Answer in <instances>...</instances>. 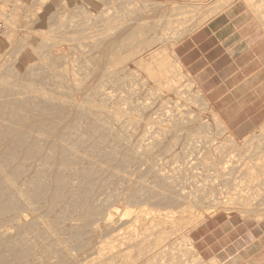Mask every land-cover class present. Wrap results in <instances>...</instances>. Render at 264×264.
<instances>
[{"label":"bare ground","instance_id":"obj_1","mask_svg":"<svg viewBox=\"0 0 264 264\" xmlns=\"http://www.w3.org/2000/svg\"><path fill=\"white\" fill-rule=\"evenodd\" d=\"M231 1L232 0H218L214 2V5L208 10L207 14L209 12L219 11L221 7ZM246 1L255 11L264 15V7L263 5H260L263 4L261 3L262 0ZM74 2V0H69L68 3L61 2L58 3V7L70 9L74 6V15H77L76 11L80 6L75 5ZM90 3H92V0H90ZM146 6L148 8V5H145V7ZM187 7L188 6L186 5V9ZM189 7L192 9L191 6ZM145 9L144 11H146ZM199 9L200 8L197 10L199 11ZM193 12H195V10ZM191 13L192 12H190V14ZM182 14L184 17V12ZM210 14L211 16L213 15V13ZM187 15L185 14L186 17ZM0 18H2L6 24L5 32L0 37L1 49L13 42L16 25L14 20L5 15L1 9ZM175 18L176 17H174V22L168 18L166 24L161 28L159 33H153L151 31L153 26L148 25L149 21L147 20L138 23L139 27H136L135 30L137 33L145 35L144 38L141 36V39L143 38L142 44H146L147 47H150L151 45H154V43L164 44L170 39L171 41L178 39L181 34L186 32V29L183 28L188 26L187 24L189 21L188 19H186V21H180L177 19L178 17ZM127 20L126 24H130L131 19L129 22ZM177 20L178 22L175 24ZM117 22L120 23V21ZM117 22L114 20L113 23L115 24L112 25L107 21L103 27L93 30V34L88 36L92 44L98 42L96 44L97 46L95 45L96 48L99 46V43L107 41L106 46L105 43H103V48L105 49L103 54L100 53L101 50L99 51V54L102 56L105 55L106 50L110 49L108 48V40L120 36L118 31L123 28L124 24L122 26L121 23L117 24ZM131 22H133V20ZM81 25L82 23H76L75 26L79 27L78 31L81 30ZM30 31L36 35L41 34V31L36 28H31ZM101 33H103V35H100ZM98 34V37H94ZM63 39L64 37L62 40ZM95 40L97 41L95 42ZM113 45L112 47L115 46ZM21 47L22 46H20V48ZM123 47L124 49L126 48L125 46ZM23 48L25 49V47ZM147 49L148 48H146V50ZM164 50H167V47H165ZM164 50H162V53ZM89 51L91 52L90 55L97 56L95 52H92L94 51L93 49H90ZM132 51L133 49L130 53ZM134 52L135 51H133V54ZM168 53L169 52H164V58L156 62V65H165L166 61L169 62V60H167ZM85 54L81 53V55ZM133 54L129 59H132ZM150 54L151 58H154L155 54ZM137 55H139L138 52ZM89 58L92 60L91 57ZM152 62L145 59H139L135 61L137 65L134 61L133 65L140 67L141 70L147 72L148 75L154 79L158 74L156 75L154 71H152ZM175 62H177L176 59ZM28 64L27 69H29L30 66H33L31 68H35L34 65L29 66ZM30 64H32V62ZM123 64L124 62H122V65ZM170 65L173 67L175 66L172 63H170ZM92 68H95V66ZM160 68L164 69L162 66ZM5 69L7 70V68ZM36 69L39 71L42 68H37L36 66ZM121 69L120 72L124 73L123 75L125 77L121 76V78H124L123 80L119 78L121 81L116 76L111 75L109 69L104 71L101 70V73L103 72L101 74V76L103 75V77H101L102 83L104 82V79H107V82L114 81L115 83L117 81V84H120V88H126L123 89L120 92L121 95H118L117 97L115 94H112L113 91L111 90H109L110 92H106L104 88L103 90L100 89L103 87V84L98 88L100 90L94 89L93 87L99 85H96V82V86H92L94 89L92 92L95 93V96L101 93L103 95V97H101V100L103 98V102L98 105L90 102L91 99H89L90 101L88 100V102L84 100L91 95L89 93L91 90L88 91L90 95L85 93L87 94L85 95L86 97L81 98L83 100L78 101L71 96L72 93L70 94V97L66 99L62 98L63 96L61 97V95L54 97V94L56 93L55 91H53L55 93L52 96L50 93L53 92L49 93L45 91V88H43L44 86H41V89L38 90V88H40L39 83H41L38 79L36 81H38L39 85L36 82L35 83L39 87L34 84L36 88L38 87L37 89H34L35 86L32 84L33 82H29L30 86H34L32 92H37L35 97L32 95V101L35 102V107L38 106L36 113L39 116L36 122L31 124L27 123V121L24 123L22 117H20L21 115L13 117L16 114L14 109L21 108L24 104L23 102L30 99L25 98V100L22 101L20 98L16 97L9 100L8 97V101L3 102L2 99L4 100L5 94L4 97L0 98L3 102L0 103V113L9 112L10 114H13L8 119V122L0 124V154L4 153V155H2L7 158V161L5 162L10 167L8 169V167L5 166L6 163L3 164L2 161L5 168H3V165L1 164L0 264H183L182 248L177 246V239L174 237L177 231L180 233L179 220L182 217L181 215H184V211L180 209L181 207L186 206L187 209H192L199 205L203 206L204 204V206L209 209H214V207H217L220 204L221 206L222 204H225L229 207L235 206L243 209V211H245L244 209L248 211V197L239 196L235 198L233 197L234 199L231 197L232 199L223 202H219L216 200L217 198H213L206 204L204 198L199 196L193 197L195 194L190 197L191 194L189 192V194L186 191V193L183 192L182 190L184 189L182 188L184 187L183 185L185 182L183 185L179 184L182 186L181 188L180 186L178 187L175 180H177V182L180 180L179 182L181 184L183 180L197 181L196 179H198L199 173L194 172L193 169L196 171L197 166L202 164L201 161L205 162L207 159H210V164L205 167L210 171L213 170V173H218V169H221L222 172L220 173L224 174L223 171H225V173L227 172L225 177H227L228 172L233 169V163H236V166H238L237 172H243L244 176L247 174V170L244 172L245 166L246 169L250 168L253 170L255 176H262L261 169L264 167V163L263 165L262 163H258L259 160L257 159H259L264 152L263 144L256 142L257 144L255 143L242 150L237 147L233 139L230 138L228 139V144L225 146L232 148L231 151L226 153L224 151L225 146L221 148L216 146L213 152L214 154H218V156L213 155L212 151L209 148H206L208 147L206 146L207 143H205L206 147L204 144L202 145L199 137L196 136V132H188V135L186 136V140L188 139V141L185 142L184 140L182 143V162L180 165L177 164L176 167L173 165L172 168H175L174 170H170L169 168V171H165L163 168L165 163L163 164L162 162L163 158L169 153V151L174 149L173 147H175L178 140H180L181 133H183L184 130L183 125L196 122L197 116H191L188 114V111H186V116H189L188 118H185V114L180 110V107L177 108L174 113H169L166 109H157L159 106L155 108L154 102H148V99L146 100L147 102L142 100L145 101V103H141L140 101L141 104H138L141 107L137 110L135 109V105L137 104L135 103L134 106L131 104L133 107L132 109L130 107L131 100L129 99H132L135 95L133 94V92H135L134 89L138 88L135 86L133 89V84L136 81H141L144 85L145 80H142L140 75L135 71L126 72L125 67ZM33 71L35 72L37 70ZM45 71L43 73H45ZM73 71L74 77L71 81H78V70L75 71L73 69ZM91 72H87L86 78L93 74ZM4 73L7 72L5 71L3 74ZM17 76L18 74H16V77ZM38 76L37 78H39ZM5 77L0 75V85L4 82ZM26 77L28 76H25L24 80ZM51 77L52 76H50V79ZM66 77L67 75L65 78ZM114 77L117 78L119 82L117 79L115 81ZM101 78L99 77L98 82ZM11 79L14 78H10V81ZM159 79L161 78L159 77ZM164 79L166 80V78ZM168 81L169 83H166ZM5 82L7 83L8 81ZM107 82H104V85H106ZM166 82L164 84L167 88V84L172 86L170 80H167ZM21 83L22 82H20V87L22 85ZM108 84L109 83H107V85ZM114 85H116V83L112 86ZM64 86H66V84ZM20 87L16 91L17 94L20 92ZM24 87L27 88L26 86ZM4 88L5 87H3V89ZM14 88L12 90H14ZM22 89H20V94L22 93ZM47 89H49V87ZM114 89L112 87V90ZM49 90H52V88ZM67 91L68 89L65 90V92ZM70 91L71 88L69 89V92ZM99 91H101V93ZM75 92L79 93L77 88ZM5 93L8 95V91ZM23 93L28 94L27 91ZM95 96L91 95L89 98L93 99ZM150 96L152 98L151 94ZM7 99L5 98V100ZM134 100H136V98ZM112 101L115 104V106L112 105L114 107L113 109H111L110 106H107V103ZM165 102L166 101H162V104H165ZM139 105H137V107ZM161 106L162 105H160V107ZM174 106L175 105H172L171 108L169 105L171 110ZM165 107L167 108V105ZM59 113V116H55V114ZM109 113L116 114L114 116L115 120H123L124 118H127L126 121L128 122L127 126L126 121L119 126V133L115 134L118 135V138H116L115 144L112 143L116 145V148L117 146L119 147L122 145L121 151L117 156L114 155L115 152L113 153L111 150L112 148L103 150L99 148L101 145H105L108 142V137L112 135L111 131L113 130V127L111 124L113 122L110 123V118L107 116ZM2 116L5 117V115ZM83 119L89 120L88 123L85 125L81 124V120ZM167 119L174 120L169 123ZM59 121H61L60 123L63 122V124H59ZM142 123L145 126L143 131L141 130L142 133H139L141 137L137 140L135 146L131 147L130 141L132 138H124L125 131L129 128L135 129ZM198 127L199 126H196V128ZM168 129H173L178 132L171 136L169 140H166V135L170 133V130L168 131ZM76 130L88 134V137L91 136L93 138L96 136L97 139L95 138L96 140L91 143L89 148L82 149L81 146L85 145L84 142L77 138H71L72 131L75 132ZM122 130H124V134H121L122 132L120 131ZM195 131L199 133L202 139L203 137L205 140L209 138V142L211 141L212 137H208L207 132H205L207 135L205 134L201 136V130L195 129ZM129 134L127 135L129 136ZM202 134H204V132ZM146 136H149L152 140L150 141L147 139L149 140L147 141L148 146L147 148H143L141 143ZM262 138H264L263 134ZM58 139L60 140L57 141ZM149 146L150 148L153 147V150L157 146L156 149L158 148V151L152 153V149H150ZM231 152L233 156L229 154ZM234 153L236 154L234 155ZM175 155L178 154L175 153ZM235 156L238 157V159ZM261 159L263 160L264 157ZM173 160L174 163H176L174 158ZM253 160H256L257 162ZM165 162L167 164V161ZM35 165L39 166L35 168ZM109 166L113 169L110 170V168H108ZM125 169H130L128 172L129 176L124 175L122 177H117V172L119 170L121 172H126ZM115 170L118 171L116 172ZM213 173L211 172L213 175L211 178L215 175ZM233 174L235 175V173ZM216 175L218 176V174ZM235 176H237V174ZM207 178L209 179L208 176ZM207 178L205 177L203 180H208ZM222 178L224 177H221L220 179L222 180ZM263 182H261L262 185ZM185 184H188V182ZM212 190H209V192ZM255 194L258 196L259 193L256 192ZM207 195H209V193H207ZM180 221L182 222V220ZM123 229L126 231H121Z\"/></svg>","mask_w":264,"mask_h":264},{"label":"rangeland","instance_id":"obj_2","mask_svg":"<svg viewBox=\"0 0 264 264\" xmlns=\"http://www.w3.org/2000/svg\"><path fill=\"white\" fill-rule=\"evenodd\" d=\"M74 1H75L74 2L75 5L80 6L79 9L76 11L77 15H74V9H73L74 6L70 9L69 8H59L58 2L56 0H0L1 11L5 15L11 17L14 20L15 25H16V30L14 32L13 42L6 45V47L0 49V56H1L0 57V75L2 77L6 76L5 80L3 79L4 82L2 83V85H0V90H1L0 93L3 90V92L0 95V98L4 97V94H5V98L7 99L9 97L8 98L9 100H12L16 97L20 98L22 101H24L25 98L30 99L28 101H24L23 102L24 104L21 106V108H18V109L15 108L14 109L16 111L15 112L16 114L13 117H18L21 115L20 117H22L24 123L26 121H27V123H30V124L36 122V120L39 118V116L36 113L38 110V106L35 107L36 104H35V102L32 101L33 100L32 97L33 96L35 97V95H37V92H35L36 94L33 93L32 88H34L35 85L38 86L39 84H40V88H38L39 87L38 86L37 87L38 90L41 89V86L42 87L44 86L43 88H45V91H47L49 93L53 92V91L56 92V93L55 92L50 93L52 96L55 93L54 97L55 96L58 97L61 95V97L63 96L62 98L68 99L70 97V94L72 93L71 96H73L78 101L83 100L81 98H85L86 97L85 95H87L85 93H88V91L91 90V92H89V93L92 96H95V93L92 91H94V89H96V90L102 89L103 90V88L105 89L106 92L107 91L110 92L109 90L113 91L112 94H115L118 97V95H121L120 92L123 89H125L126 87L120 88V84L119 83L117 84L116 79L121 78V76L124 77V75H123L124 73H122L120 71L122 70L121 68L125 67L126 72L135 71L136 73H138L140 75L142 80H145V84H144L145 86L142 84L141 81H136L133 84V89L135 88V86H137L138 88L134 89L135 92H133V94H135V95L133 96V94H132V96H133L132 99L131 98L129 99V100H131V102L130 101L129 102H130V107L132 109H133V107L131 104H133V106L135 105V103L137 105H139L141 103H145V101L148 99L149 100L148 102H150V101L154 102L155 108H157L159 106V108H157V109H162V110L166 109V111H168L169 113H174L176 111V109L180 107V110L183 112V114L187 113L186 111H188L189 115H191V116L195 115V117L197 116L196 122H194V123L192 122L191 124L186 123L183 125L184 130H183V133H181L180 140H178L175 147H173L174 149L169 151V153H167L166 156L163 158L162 162H163V164L165 163V165H163V168L165 171H169V168H170V170L171 169L174 170L175 168H172L173 165L176 167L177 164L180 165V163L182 162V160H183V158H182V153H183L182 143L184 142V140H185V142L188 141V139L186 140V136L188 135V132H194V133L196 132V134H197L196 136L199 137V140L202 142V145L204 144V146H205V143H207L206 146H208V147H206V146L205 147L209 148L212 151L213 155H218L216 153L214 154V152H213L215 147L219 146V148H221V147L225 146L226 144H228V139H230V138H232L235 145H237V147L241 148L242 150H244L247 147L254 145L256 142H259V144H263V146H264V138H262V134L264 136V125L249 136H246L243 138L233 137L228 132L225 125L221 122V120L217 117V115L209 107V105L205 101L203 95L197 89H195L191 79L181 70V68L178 66L177 62H175V56L173 53L174 46L183 36H185L187 33L191 32L196 27H198L202 21L204 22V20H206V18H209V16H211L210 13L214 14L217 12V11L216 12H209L208 14H210V15L207 14L208 10L212 8V5H214L213 3L215 0H92V3H90V0H74ZM97 1H98V3H97ZM242 1L247 5V7L253 12V14L256 17H258L261 21L264 22V15L255 11L247 3L246 0H242ZM261 3H263V4H260V5L261 6L263 5V7H264V0H262ZM90 5H91V7H90ZM145 5H148V8H147V6L145 7ZM186 5L188 7L191 6L192 9H190V7L189 8L187 7V9H186ZM195 6H197V7H195ZM27 7H30V8H27ZM198 8H200L199 9L200 12L197 10ZM144 9L146 11H144ZM183 9H184V11H183ZM187 10H189V11H187ZM191 10H193V11L195 10V12H193ZM183 12H184V17L182 14ZM190 12H192V13L190 14ZM185 14L186 15L188 14L187 17L185 16ZM35 15H36V17H35ZM174 17H176V18L178 17L177 19H179L180 21H184V20L186 21V19H188V21H189L188 24L185 22L188 26L183 28V29H186V32L181 34V36L178 39H176L175 41L174 40L171 41V39H170L167 43H164V44L163 43L162 44H160V43L155 44L154 43V45H151L150 47H147L146 44L145 45L142 44V39L144 38L145 35L144 34L141 35V34L137 33V31L135 30L136 27H139L138 23L147 20V21H149L148 25L153 26L151 31L153 33H159L161 31V28L166 24L167 19L169 18L170 20H173V22H174ZM129 18L131 19V21L133 20V22L130 21V24H126V20ZM114 20H115V22L120 21L121 25L123 26V24H124V26L120 31H118L120 36H118L117 38H111L110 40H108V42H109L108 48H110V49L113 48V49L106 50L105 55L102 56L99 54V51L101 50L102 52L100 51V53L103 54V52L105 50L103 48L104 47L103 43H105V46H106L107 41L99 43V46L97 47L98 48L97 49L96 44L98 42L92 44L90 42L88 36L90 34H93V30H95L99 27H103L107 21H109L112 25H114L115 24V23H113ZM129 20H127V21L129 22ZM77 22L82 23L80 31H78L79 27L75 26ZM177 22H178V20L175 22V24ZM120 23L117 22V24H120ZM31 28H36L37 30H40L41 34H37V35L34 34L33 32L30 31ZM100 35H103V33H101ZM98 36H99V34L95 35L94 37H98ZM141 36H143L142 39H141ZM164 36H167V35H164ZM63 37H64V39L62 40ZM65 37H66V39H65ZM96 41L97 40H95V42ZM134 41L136 44L134 43ZM145 43H147V42H145ZM111 44L112 45L114 44L115 46L113 45L114 47H112ZM20 46H22V47L20 48ZM123 46H125L126 48L124 49ZM23 47H25V49ZM165 47H167V50H164ZM146 48H148V49L146 50ZM90 49L94 50L92 52L96 53V55H97L96 57L90 55L91 54V52L89 51ZM130 49L131 50L133 49V51L136 52V53L134 52L135 55L133 54V51L131 52L134 56V57L132 56V59H129L130 56L132 55L130 53V51H131ZM162 50H164V52H169L168 57H167V60H169V62L166 61L165 65L160 64V66H158L159 64L156 65V62L162 60L165 56L163 54L164 52L162 53ZM137 52L139 55H137ZM149 52L155 54L154 58H151V56H150L151 54ZM81 53H84V54L87 53V54L81 55ZM89 57H91L93 61L90 60ZM99 58H100V61H99ZM139 59H145V60H148L151 62L153 61L152 62V71H154V73L156 75L157 74L159 75V76L157 75L158 78L157 77L154 79L151 78L147 72H145L144 70H141L140 67L133 65L135 63V61L139 60ZM105 61H107L108 63ZM133 61H134V63H133ZM28 62H29V64H28ZM31 62H32V64H30ZM122 62H124L123 65H122ZM170 63H172L175 66L173 67L172 65H170ZM27 64L29 66L34 65L35 68H31L33 66H30V68L27 69ZM36 66H37V68H42V69H40L42 71L46 70L45 73L47 75L45 73H43L44 71L43 72L40 70L38 71V69H36ZM94 66H95V68H92ZM121 66H123V67H121ZM161 66L164 67V69L160 68ZM5 68H7V70ZM87 68H89V69H87ZM104 68L109 69L111 75L117 77V78L114 77V80L116 81L115 82L116 85L112 86L113 84H115L114 81H112V82L110 81L111 83H113V84H111L110 82H107V79L103 80L104 82L109 83L108 85L106 83L107 86L104 85L105 84L104 82L102 83L101 77H103V75L101 76V74L103 72L101 73V70H103V71L106 70ZM31 69L37 70L38 73H37V71L34 72ZM64 69H66V70H64ZM73 69L75 71L78 70V75H77L79 77L78 81H76V80L71 81V80H73V77H74L73 76V72H74ZM85 70L88 73L93 71V72H91L93 74L88 76V78H86L87 72ZM171 70H173V71H171ZM5 71L7 73L8 72H10V73H8V74L4 73L3 74V72H5ZM118 72H120V73H118ZM173 72L174 73L178 72V73L174 74ZM16 74H18L17 77H16ZM177 74H179V75H177ZM49 75L52 76L51 79H50ZM66 75H67V77L65 78ZM161 75H162V77H161ZM23 76L24 77L28 76V77H26L24 80ZM30 76H31V78H30ZM37 76L39 78H37ZM99 77L101 78L99 81L100 83L98 82ZM159 77L161 79H159ZM6 78H7V80H6ZM10 78H14V79H11V81H10ZM47 78H48V80H47ZM124 78H121V79L123 80ZM164 78H166V80ZM37 79L40 80L41 83L38 84V81H36ZM45 79H46V81H45ZM15 80L18 82H16ZM119 80H118V82H119ZM167 80L171 81L170 84L172 83L173 87L170 86L169 84H167L168 88L166 87V85L164 83ZM5 81H8V82L6 83ZM47 81H48V83H47ZM20 82H22L21 87H20ZM29 82L30 83L33 82L32 84L33 85L35 84V85L33 86L31 84L32 86H30ZM42 82H44V83H42ZM77 83H78V85H77ZM95 83H96V85L97 84H99V85L97 87H93L94 88L93 89L92 86L93 85L96 86ZM166 83H169V81ZM63 84L64 85L66 84V86H64ZM102 84H103V87L98 89L100 86H102ZM13 85L15 86V88ZM23 85L26 86L29 90L27 88H25ZM53 85H54V87H53ZM80 85H82V86H80ZM36 86L34 89H37ZM59 86H64V87H59ZM3 87H5V88L3 89ZM10 87H11V89H10ZM12 87L14 88V90H12L13 89ZM19 87H20V89H22L24 87L22 89L21 94H20V92H21L20 89H19L20 92H18V94L16 92ZM48 87H49V89L52 88V90L47 89ZM68 87L71 88L70 92H69L70 88H68ZM112 87H113V89L115 88L116 90L115 89L112 90ZM76 88L78 89L79 93L75 92ZM59 89H61V90H59ZM66 89H68L67 92H65ZM23 90H26L28 94L23 93V92H26ZM96 90H95V92H96ZM7 91H8V95H6L7 93H5ZM101 91H99V92L101 93ZM62 92H63V95H62ZM30 93H33V94H30ZM89 93H88V95H90ZM96 93L98 94V92H96ZM144 93H145L146 97L144 96ZM22 94H23V96H22ZM150 94L152 95V98H151ZM15 95H17V96H15ZM28 95H30L31 97ZM25 96H27V97H25ZM90 96L86 97L87 99H84V100L88 102V100L91 99V101L90 100L89 101L92 102L93 104H96V105L103 102L102 101L103 98L101 100V97H103L102 93L95 96L96 98L93 97V99L89 98ZM5 98H4V100L2 99L3 102L8 101V99L5 100ZM94 98L96 101L94 100ZM135 98H136V100H134ZM137 100H138V102H137ZM142 100H145V101H142ZM0 101H1V99H0ZM2 101L0 103H3ZM113 101H115V100H113ZM113 101L107 103V106H110L111 109H113L114 108L113 106H115ZM140 101H141V103H140ZM162 101L163 102L166 101L165 104H162ZM137 105H135L136 108L134 107L136 110L138 108L140 109V107H141L140 105L137 107ZM160 105H162V106L167 105V108L165 106H164L165 108L162 106H161L162 107L161 108ZM169 105H170V107L172 105H175L176 107L174 106V108L171 110ZM182 107H183V109H182ZM34 112H35V114H34ZM103 113H106V112H103ZM2 115H5V117ZM11 115H13V114H10L9 112L8 113H2V114L0 113V124L4 123V122L5 123L8 122V119L10 118ZM59 115H60V113L55 114V116H59ZM115 115H116L115 113H109V115H107L110 118V123L113 122L111 124V126L113 127V130L111 131L112 135L110 137H108L109 143L107 142L105 145H101L99 148L102 150L112 148L111 150L113 151V153L115 152L114 155L117 156L119 154V152L121 151L122 145L119 147L117 146V148H116V145H114L116 138H118L117 137L118 135H115V134L119 133V130H120L119 126L124 124L125 121L127 120V118H124L123 120L122 119L121 120H115L114 119ZM189 115L186 116V114H185L184 116H185V118H188ZM111 118H112V120H111ZM173 120L174 119H171V120L167 119V121H169V123ZM185 120H187V119H185ZM88 121L89 120H87V119H83V120H81V124L85 125L88 123ZM116 121H117V124H116ZM118 121L120 124L118 123ZM60 122L61 121H59V124H63V122L62 123H60ZM200 124H201V126H200ZM127 125H128V122L126 123V126ZM144 126L145 125L142 123V124H139L135 129L129 128L130 131H129V129L126 130L125 134H124V130H122L120 132H122L121 134H124V138L125 137H126V139L132 138V140L130 141L131 147H132V146H135V143L141 137V135L139 133H142ZM196 126H199V127L196 128ZM195 129L201 130V133H200L201 136L205 135L206 134L205 132H207L208 135L207 134L206 135L208 137L211 136L213 139L211 138L210 142H209V140H210L209 138H207V140H205L203 137V139H202L200 137L199 133H197V131H195ZM168 131L170 133H168V135H166V140H169V138H171V136H173L175 133L178 132V131H174L173 129H168ZM75 132L72 131V133H71L72 137L71 138L72 139L77 138V139H80L82 142H84L85 145L81 146L82 149L83 148L84 149L89 148L91 143H93V141H95L97 139L96 136H94L93 138L90 136L91 137L90 138V137H88L89 136L88 134L82 133L78 130H76ZM77 132H78V134H77ZM198 132H200V131H198ZM203 132H204V134H202ZM127 134H129V136H131V137H129ZM127 136H128V138H127ZM81 137H82V139H81ZM112 137H113V141H112ZM191 138H192V136H191ZM85 139H87V140H85ZM88 139H90V140H88ZM143 139L144 140L142 141L141 145L143 148H147V146H148L147 141H149V140L151 141L152 139H150L149 136H146ZM147 139H149V140H147ZM59 140L60 139H58L57 141H59ZM112 143H114V144H112ZM124 143H125V141H124ZM63 144H65V143H63ZM111 146H113V147H111ZM156 147L153 150V147L150 148V146H149V148L152 149L151 150L152 153H156L158 151L157 150L158 148L156 149ZM119 148H120V150H119ZM231 149L232 148H230L229 146H225L224 151L227 153V152H230ZM175 153L178 155H175ZM2 154L4 155V153H2ZM2 154H0V168H2L1 166L4 163H6L5 161H7V158L5 156H3ZM229 154L231 156H233L232 152ZM235 154L236 153H234V155ZM263 155H264V152L261 155V157L259 159H257V160H259L258 163H262V165L264 163V159L263 160L261 159L262 157H264ZM176 157H178V158H176ZM173 158L175 159L176 163H174ZM236 158L238 159V157H236ZM177 159H179V160H177ZM2 161H3V164H2ZM165 161H167L168 165L166 164ZM253 161H256V160H253ZM205 162L201 161V163H202V164H200L201 167L198 165L196 171H195V169H193L194 172L199 173L198 179H196L197 181H195V180H188V181L183 180L182 184H181L179 182L180 180H178L179 183L177 182V180H175V183L178 184V187L180 185H183L184 182L185 183L188 182V184L184 183L183 188H182V186H180L182 189H184L182 191L183 192L186 191L187 193L189 192L191 194L190 197H192L195 194L193 197L199 196V197L204 198V202L206 204H207V202H209L213 198H215V199L217 198L216 199L217 201L223 202V201H227L229 199H232L233 197L235 198V197H239V196H245V197H248L247 203L249 205V209H248V211L246 209H244L245 211H243V209H241V208H238L235 206L229 207L228 205L226 206L225 204H222V206L220 204L219 206L214 207V209H212V208L209 209L208 207L204 206V204H203L204 207L202 205H199L201 207L196 206V208L194 207L192 209H187L186 206L181 207L180 209H182L184 211V215H181L182 217L180 218V220H182V222L179 220V222H180L179 223L180 224V226H179L180 227V233H178V231H177V233L174 235V237L177 239V246L182 248V257L184 260L183 264H193L196 261L195 260V258H196L195 257L196 256L195 251L193 249V246L190 243V240L188 238V234H189L190 230L195 225H197L199 222H201L207 215H209L213 212H217V211H224V212H236V213L241 214L243 216H250V217H253L256 219H263L264 218V186H263L264 185V182H263L264 181V167L261 169L262 170V176H255L253 173V170H251L250 168L246 169V166H245L244 172L247 170V174L244 176L243 172H241V173H239L240 171L237 172L238 166H236V163H233V166H234L233 169L231 168L232 170L229 171L227 177H225L227 172L225 173V171H223L224 174L220 173V172H222L221 169H218V171H219L218 173H213V170L210 171L209 169L206 168L208 166V164H210V159L205 160ZM220 165H222V164H220ZM5 166H7L8 169L10 168L7 165V163ZM37 166H39V165H35L34 167L36 168ZM7 167H6V169H7ZM3 168H5L4 165H3ZM108 168H110V170L113 169L111 166H109ZM129 170L130 169L126 170L127 173L124 171H122V172L120 171L121 173L118 170H117L118 172L116 170L115 171L118 174L117 177H122L124 175L129 176V174H128ZM108 172H110V171H108ZM211 172L213 174H215L213 178H211L213 176L211 174ZM122 173H124V174H122ZM233 173H235V175L237 174V176H235ZM205 174H207V175H205ZM216 174H218V176ZM229 174L231 175V177ZM199 175H200V177H199ZM207 176L209 177V179L207 178ZM220 176L224 177V178H222V180H221ZM205 177L208 180H206V179L203 180ZM261 182H263V185ZM261 186L263 187V189ZM208 189L209 190L213 189V190L211 192H209ZM256 189H257V191H256ZM256 192L259 193L258 196H257V194H255ZM207 193H209V195H207ZM224 205H225V207H224ZM121 231L125 232L126 230L123 229Z\"/></svg>","mask_w":264,"mask_h":264},{"label":"crops","instance_id":"obj_3","mask_svg":"<svg viewBox=\"0 0 264 264\" xmlns=\"http://www.w3.org/2000/svg\"><path fill=\"white\" fill-rule=\"evenodd\" d=\"M173 53L233 137L264 125V22L242 0L221 7L183 36ZM188 238L193 264H264V218L213 212Z\"/></svg>","mask_w":264,"mask_h":264},{"label":"built area","instance_id":"obj_4","mask_svg":"<svg viewBox=\"0 0 264 264\" xmlns=\"http://www.w3.org/2000/svg\"><path fill=\"white\" fill-rule=\"evenodd\" d=\"M6 29V24L2 18H0V37L3 35Z\"/></svg>","mask_w":264,"mask_h":264}]
</instances>
